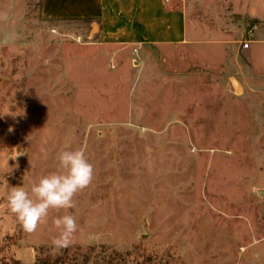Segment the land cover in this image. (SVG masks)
Here are the masks:
<instances>
[{"label":"rangeland","instance_id":"rangeland-1","mask_svg":"<svg viewBox=\"0 0 264 264\" xmlns=\"http://www.w3.org/2000/svg\"><path fill=\"white\" fill-rule=\"evenodd\" d=\"M170 1L187 38L127 46L0 0V264H264V0ZM81 148L91 185L26 232L8 194Z\"/></svg>","mask_w":264,"mask_h":264},{"label":"crops","instance_id":"crops-1","mask_svg":"<svg viewBox=\"0 0 264 264\" xmlns=\"http://www.w3.org/2000/svg\"><path fill=\"white\" fill-rule=\"evenodd\" d=\"M170 0H41L47 19H84L109 41L127 46L178 43L188 36L186 12Z\"/></svg>","mask_w":264,"mask_h":264},{"label":"clouds","instance_id":"clouds-1","mask_svg":"<svg viewBox=\"0 0 264 264\" xmlns=\"http://www.w3.org/2000/svg\"><path fill=\"white\" fill-rule=\"evenodd\" d=\"M0 20H7V14L0 13ZM7 39L14 41L16 36L13 33ZM9 131L12 129L9 128ZM58 161L61 171L41 178L30 192L23 187H13L8 194L9 210L28 233L35 232L46 221L50 209L74 208V197L93 181L94 166L83 148L59 153ZM53 224L58 235L53 237L52 245L58 249L70 247L78 231L76 217L71 214L58 216Z\"/></svg>","mask_w":264,"mask_h":264},{"label":"built area","instance_id":"built-area-1","mask_svg":"<svg viewBox=\"0 0 264 264\" xmlns=\"http://www.w3.org/2000/svg\"><path fill=\"white\" fill-rule=\"evenodd\" d=\"M244 46H245V47L249 46L248 42H245Z\"/></svg>","mask_w":264,"mask_h":264},{"label":"bare ground","instance_id":"bare-ground-1","mask_svg":"<svg viewBox=\"0 0 264 264\" xmlns=\"http://www.w3.org/2000/svg\"><path fill=\"white\" fill-rule=\"evenodd\" d=\"M234 83H235V85L238 87L237 83H236V82H234Z\"/></svg>","mask_w":264,"mask_h":264},{"label":"trees","instance_id":"trees-1","mask_svg":"<svg viewBox=\"0 0 264 264\" xmlns=\"http://www.w3.org/2000/svg\"><path fill=\"white\" fill-rule=\"evenodd\" d=\"M17 264V263H16ZM39 264H44V263H39Z\"/></svg>","mask_w":264,"mask_h":264}]
</instances>
